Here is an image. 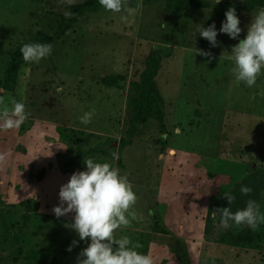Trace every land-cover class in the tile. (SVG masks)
<instances>
[{
    "label": "rangeland",
    "instance_id": "obj_1",
    "mask_svg": "<svg viewBox=\"0 0 264 264\" xmlns=\"http://www.w3.org/2000/svg\"><path fill=\"white\" fill-rule=\"evenodd\" d=\"M85 1L0 0L5 53L0 79L8 54L19 44L36 43L37 33L51 36L57 16L65 17L71 6ZM204 1L209 9L187 7L181 13L167 11L163 0H128L121 13L101 7L96 14L79 17L69 33L51 43V55L20 66L14 92H2L9 108L16 100L30 115L18 129L0 130V153L10 151L0 164V227L9 221L6 231L0 228V264H77L90 240L80 241L67 226L73 213L57 218L52 209L59 204L61 185L74 172L86 170L87 158L108 162L127 175L138 197L133 208L138 219L117 229L115 236L139 242L142 247L136 250L151 254L155 264H264V242L248 248L218 244L224 232L247 226L224 229L219 214L213 216L217 208L243 209L248 199L264 214V96L259 95L264 92V71L249 88L236 82L228 58L264 8L240 12L241 32L232 39L220 33L225 20L215 18L212 6L245 0ZM124 15L126 21L121 20ZM207 20L218 33L215 47L207 40L202 44L198 32L193 42L195 25L205 27ZM194 48L210 52L212 59L194 55ZM152 54L161 62L156 86L165 102V134L156 120L140 126L132 144L123 149L119 168L111 150L128 127L129 83L137 80ZM110 75L123 76L125 86H104L101 78ZM93 110L91 123L82 124L79 117ZM95 147L99 153L70 161L77 152ZM106 148L105 156L101 151ZM242 186L252 192L241 194ZM225 192L236 197L231 205L223 198ZM27 205L39 207L35 224L44 254L20 252L17 231ZM55 233L64 254L49 251Z\"/></svg>",
    "mask_w": 264,
    "mask_h": 264
},
{
    "label": "clouds",
    "instance_id": "obj_2",
    "mask_svg": "<svg viewBox=\"0 0 264 264\" xmlns=\"http://www.w3.org/2000/svg\"><path fill=\"white\" fill-rule=\"evenodd\" d=\"M75 2L76 0H60V3L68 5ZM215 2L219 4L221 0ZM99 4L107 11L121 13L128 0H99ZM64 15L70 17L71 13L66 11ZM225 18L220 33L236 39L241 28L234 7L225 12ZM121 20L126 21L127 16H121ZM197 32L213 47L217 46L218 33L214 23L207 28L202 24L195 25L193 42ZM52 48L50 43H26L20 51L25 62L39 63L41 59L51 55ZM194 55L212 59L210 52L197 48H194ZM228 58L233 62L231 72L236 82H243L249 88L255 86L257 78L264 71V9L259 10L252 18L246 37L231 48ZM259 95L264 96V92ZM255 98L254 93L251 99ZM0 105H4L0 109V130L18 129L30 115L25 111L22 102L12 100V107L9 108L4 103V97L0 96ZM93 114L94 110L85 112L79 117L80 122L85 125L91 123ZM9 155L10 151L0 153V164H4ZM83 162L86 170L74 172L68 182L61 185L58 193L59 204L52 209L57 218L73 213V222L67 226L76 232L80 241L90 240L87 247L79 253L77 264H155L151 254L136 250L142 247L139 242H133L128 236H115L117 229L127 228L133 220L138 219L133 210L138 197L127 175H122L118 168L108 162H94L92 158L83 159ZM240 192L248 195L252 188L242 186ZM223 198L228 205L236 199L228 192L224 193ZM217 214L220 217V226L224 229L234 224L255 230L264 223L260 205L252 199L246 201L243 209L233 212L230 207L217 208L213 211V216ZM68 250L71 251V247Z\"/></svg>",
    "mask_w": 264,
    "mask_h": 264
},
{
    "label": "trees",
    "instance_id": "obj_3",
    "mask_svg": "<svg viewBox=\"0 0 264 264\" xmlns=\"http://www.w3.org/2000/svg\"><path fill=\"white\" fill-rule=\"evenodd\" d=\"M159 0H142L143 4H149ZM166 5L167 11H173L181 13L187 7H194L200 9H209L211 6L204 0H163ZM101 5L99 0H86L84 3L74 5L69 8L71 13L70 17L57 16L56 30L51 36L37 33L34 36L36 43H53L56 40L61 39L67 33H69L73 26L77 23L78 18L85 14H96ZM234 7L236 15L240 12L252 11L256 8H264V0H245L242 3H235L229 6H212L214 10V16L218 20H225V12ZM210 24L207 20L205 28ZM206 43V39L202 38V44ZM3 43L0 41V58L5 56L2 49ZM24 44H19L15 51L7 55V64L3 71V76L0 79V96L3 91L14 92L17 86V73L20 66L24 63L21 47ZM160 58L157 55H149L145 62V67L139 72L136 81L129 83L132 95L128 98L126 105L130 109V119L128 127L124 133V136L118 141L116 149H112L111 153L116 152V165L119 168H123L121 154L124 148L130 146L133 138L136 136L140 126L147 123L149 120H156L161 134H165V102L156 86V78L160 69ZM101 83L106 87H118L123 88L126 84V79L123 76H106L101 78ZM114 143V141H113ZM99 148L95 147L87 152H77L76 155L70 158L71 162L75 159L83 157L85 154L99 153ZM107 148L105 151H101L105 156L108 154ZM27 217L25 214L22 216V226L25 225ZM264 242V223H261L255 230L245 227L238 232H224L217 238V243L221 245H229L237 248H248L257 246ZM32 258L40 259V256L35 255ZM44 261V260H43Z\"/></svg>",
    "mask_w": 264,
    "mask_h": 264
},
{
    "label": "crops",
    "instance_id": "obj_4",
    "mask_svg": "<svg viewBox=\"0 0 264 264\" xmlns=\"http://www.w3.org/2000/svg\"><path fill=\"white\" fill-rule=\"evenodd\" d=\"M84 134H88L90 133L89 131L88 132H82ZM133 141V140H132ZM132 144V143H131ZM169 151H172L173 154H174V150L170 149ZM172 154V155H173ZM27 220H26V223L25 225L22 226L21 229H17V242L19 243V246H20V252H23L25 250L24 253L22 254H44V251L40 248V235H38V225L35 224V220H36V215L38 214V210H39V207L37 205H34L33 208H30L28 205H27ZM19 212H21L22 214L24 213V210L22 209L21 211L19 210ZM23 216V215H21ZM20 219H18L17 222H19ZM21 221H22V218H21ZM16 223V222H15ZM8 224H9V221H5V225L6 227L4 226H1L0 228L2 230H7V227H8ZM21 226V224H20ZM19 226V227H20ZM37 233V235H36ZM37 238V242L34 241V239ZM56 238V233H55V236L53 239H51L50 241V249L49 251L50 252H59V254H64V252L62 253L61 251H63V249H61V247L58 245L59 242H57V246H56V242H55V239ZM48 248V246H47ZM28 250V251H27ZM47 252V251H45Z\"/></svg>",
    "mask_w": 264,
    "mask_h": 264
},
{
    "label": "water",
    "instance_id": "obj_5",
    "mask_svg": "<svg viewBox=\"0 0 264 264\" xmlns=\"http://www.w3.org/2000/svg\"><path fill=\"white\" fill-rule=\"evenodd\" d=\"M112 147H113V148H116V147H117L116 142L113 143Z\"/></svg>",
    "mask_w": 264,
    "mask_h": 264
}]
</instances>
